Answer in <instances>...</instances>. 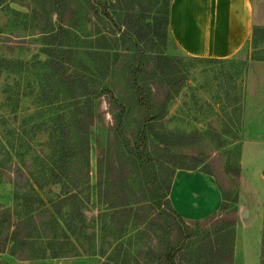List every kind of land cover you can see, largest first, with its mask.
Here are the masks:
<instances>
[{
  "label": "rangeland",
  "instance_id": "obj_1",
  "mask_svg": "<svg viewBox=\"0 0 264 264\" xmlns=\"http://www.w3.org/2000/svg\"><path fill=\"white\" fill-rule=\"evenodd\" d=\"M252 1L255 16L253 27L259 29L254 34L252 30L244 45L229 57L195 58L181 51L171 36L169 37L165 53L175 60L179 75H184V80L179 90L170 89L173 94L166 104V115L157 121L158 126L166 129L199 133L193 142L172 149L178 155L172 162L164 160L162 151L158 150L160 160L156 162V168H167V171L159 174L162 179L172 178L180 165L194 166L197 156L203 160V163H197L199 168L208 163L210 169L220 177L225 190L231 193L236 190L238 198L232 264H260L261 240L264 236V0ZM44 2L46 1L0 0V58L17 60L11 72L0 64V140L3 142L9 133L7 125L18 123L15 117L22 119L37 114L36 119H40L43 117L41 109L48 108H39L36 96L38 86L48 87V81L44 79L45 72L43 77L40 74L45 68L39 62L45 58L41 49L48 40L41 30L48 26L46 10L52 21L57 17L49 8L48 2L42 4ZM160 3L161 0H69L63 25L67 27V41L74 56L89 61L86 51L92 47L118 51L116 61L110 64L101 81L117 97L127 90L129 71L126 64L132 63L135 57L134 49L130 48V35L124 34V25L118 27L119 18L129 10L131 13L143 12L146 21H151L152 15L161 10ZM149 55L144 62L147 71L152 69L153 62L152 55ZM139 81L145 90L149 89L147 92L151 101L158 104L163 99L166 89L162 86L164 84L159 83L148 72H141ZM6 83L15 88L20 86L18 91L22 97L19 96L17 106L6 98L3 91ZM13 91L16 93V89ZM95 103L101 119L91 127L87 191L89 200L83 208L85 221L80 220L76 206L74 212L69 213L72 211V203L63 204L62 217H58L69 239L65 238L63 232L58 237L67 241L66 249L69 253L58 257L47 254L45 257L24 259L23 255L28 251L22 249L12 254L8 238L4 249L0 250V264H101L103 261L106 264H122L121 255L108 256L115 242L124 243V248L132 253V257H137L139 264L142 261L144 264L137 252L138 247L147 246L149 243L158 245L164 232L170 242L176 243L189 230L192 235L180 243L181 247L174 258L175 264H202L203 260L197 262L188 253L197 247L206 233H211L218 224L230 219L227 212H223V217L217 213L208 220L201 218V222L175 215L164 218L158 215L160 207L150 199L155 208L150 210L148 220L133 227L124 224V217L111 216L109 212H105L104 205L97 202L95 136L100 135L104 141L110 139L113 142L115 136L123 135L132 146L141 127L142 114L140 111L121 113L122 127L119 133L115 116L118 113L117 106L109 101L106 94L96 98ZM48 112L51 111L43 113ZM3 118H7L5 123ZM46 138L44 131L30 133L26 138L28 152L25 161L32 172L43 166L40 157L50 152L44 145ZM149 149L155 148L150 144ZM6 158L1 148L0 243L5 239L8 229V221L2 213L9 210L12 215L17 207L13 199L11 164ZM227 160L240 165L237 182L224 168ZM170 171H174L172 177L169 176ZM59 187V184L46 185L43 196L57 199ZM80 197L84 199L82 193ZM242 211H246L245 215H242ZM69 222L70 228L66 225ZM38 224L41 226V218L38 219ZM83 224L86 227L82 231L79 227ZM161 224L164 225L163 228ZM140 229L148 234L146 238L138 235ZM106 242L112 244L107 246ZM102 249L106 251L104 255L101 254ZM132 260L130 264H136L137 261Z\"/></svg>",
  "mask_w": 264,
  "mask_h": 264
},
{
  "label": "trees",
  "instance_id": "obj_2",
  "mask_svg": "<svg viewBox=\"0 0 264 264\" xmlns=\"http://www.w3.org/2000/svg\"><path fill=\"white\" fill-rule=\"evenodd\" d=\"M42 1L48 2L49 8L57 17L52 21L46 10L48 26L41 30L48 40L41 49L45 58L39 62L44 64L45 68L40 74L43 77L42 74L45 72L44 79L48 81V87L38 86L36 96L39 108L41 106L48 108L41 109L43 117L40 114V119H36L37 114L22 119L16 115L18 123L7 125L9 133L5 142L0 140V147L7 156L6 160L11 164L13 199L17 205L12 215L9 210L2 211L8 221V229L5 239L0 243V250L4 249L9 238L12 254L22 249L28 251V255H23L24 259L45 257L47 254L58 257L69 253L66 249L67 241L58 237L59 233L63 232L65 238L69 239L59 219L62 217L63 204L72 203L70 214L74 212L76 206L80 220L85 221L83 208L85 202L89 200L87 191L91 127L101 119V114L96 108V98L106 94L109 101L117 106L118 113L115 116L119 133L122 127L121 113L140 111L142 114L141 127L132 146L123 135L115 136L113 142L110 139L104 141L100 135L94 138L97 202L104 205L105 212H109L111 216L124 217L126 225L136 227L146 222L155 205L160 207L157 211L159 216L166 218L175 215L181 218L168 197L172 178L162 179L159 174L167 171V168L163 169V166L156 168V162L160 160L158 150L162 151L164 160L172 162L178 156L172 149L193 142L196 134H199L197 131L166 129L157 123L166 115V104L173 94L170 89L179 90L184 80V75H179L175 60L165 53L171 36L168 29L170 0H161V10L152 15L151 21H146L143 12L131 13L129 10L119 18L118 27L124 25L126 28L124 34L130 35V48L134 49L135 54L134 61L126 64L129 71L127 90L119 97L107 84H101L110 64L116 61L118 51L92 47L86 51L89 61L76 58L67 41V27L63 25L69 9V0ZM257 29L259 27L252 28L253 34ZM147 52L153 57L152 69L149 71L145 70L144 65L145 59L150 56ZM16 63V59L0 58L1 67L8 72H11ZM141 72H148L166 87L164 97L158 104L151 101L147 92L149 89L145 90L140 83ZM19 87L17 85L15 88L12 84L6 83L3 89L6 98L13 101L16 106L19 96L22 97L18 91ZM15 89L16 93L13 91ZM48 110L51 112L43 113ZM6 119H2L4 123ZM41 131L47 134L44 145L50 152L40 157L43 166L32 172L25 161L28 152L26 138L30 133ZM150 144L155 149L150 150ZM195 157L197 162L194 166L180 165L178 168L198 169L211 175L221 194L218 210L205 216L203 220H208L217 213L222 215L223 212H227L230 219L218 224L211 233H206L197 247L188 254L197 262L203 260L202 264H232L237 192L225 190L220 177L210 169L208 163H205V167L199 168L198 164L203 163V160ZM224 168L237 182L240 177L239 163L227 160ZM173 172L170 171L169 176L172 177ZM50 184L60 185L57 199L43 196V189ZM81 193L84 199L80 197ZM150 199L155 202L154 206ZM39 218L41 226L38 224ZM193 222L201 221L195 219ZM70 224L71 222L66 223L69 228ZM163 226L161 224L162 228ZM84 227L86 226L83 224L79 228L83 231ZM162 234V240L158 245L149 243L147 246L138 247L137 252L144 260V264H175L174 258L181 247L180 243L191 236L192 231L183 234L182 240L176 243L170 242L165 232ZM138 235L142 238L148 236L144 229H140ZM110 244L112 242L105 243L107 246ZM105 252V249L101 250L102 255ZM110 255L115 257L121 255L122 264H130L132 259L139 264L138 258L132 257V253L124 248L122 242L113 244L108 256ZM101 264L106 263L103 261ZM260 264H264V236L261 240Z\"/></svg>",
  "mask_w": 264,
  "mask_h": 264
},
{
  "label": "crops",
  "instance_id": "obj_3",
  "mask_svg": "<svg viewBox=\"0 0 264 264\" xmlns=\"http://www.w3.org/2000/svg\"><path fill=\"white\" fill-rule=\"evenodd\" d=\"M254 17L252 0H170L168 29L185 54L222 59L244 45ZM168 197L181 218L193 220L217 211L221 202L211 175L182 168L173 174Z\"/></svg>",
  "mask_w": 264,
  "mask_h": 264
},
{
  "label": "water",
  "instance_id": "obj_4",
  "mask_svg": "<svg viewBox=\"0 0 264 264\" xmlns=\"http://www.w3.org/2000/svg\"><path fill=\"white\" fill-rule=\"evenodd\" d=\"M246 211H242V215H245Z\"/></svg>",
  "mask_w": 264,
  "mask_h": 264
}]
</instances>
